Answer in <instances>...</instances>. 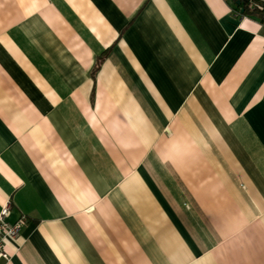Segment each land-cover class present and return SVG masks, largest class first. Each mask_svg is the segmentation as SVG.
Here are the masks:
<instances>
[{
  "label": "crops",
  "instance_id": "1",
  "mask_svg": "<svg viewBox=\"0 0 264 264\" xmlns=\"http://www.w3.org/2000/svg\"><path fill=\"white\" fill-rule=\"evenodd\" d=\"M7 203L26 222L0 264H264V23L232 0H0Z\"/></svg>",
  "mask_w": 264,
  "mask_h": 264
},
{
  "label": "built area",
  "instance_id": "2",
  "mask_svg": "<svg viewBox=\"0 0 264 264\" xmlns=\"http://www.w3.org/2000/svg\"><path fill=\"white\" fill-rule=\"evenodd\" d=\"M10 204L7 203L0 210V262L8 261L9 256L5 252V242L15 240L19 237L21 229L26 222L25 217H21L14 224H9L7 218L9 216Z\"/></svg>",
  "mask_w": 264,
  "mask_h": 264
},
{
  "label": "trees",
  "instance_id": "3",
  "mask_svg": "<svg viewBox=\"0 0 264 264\" xmlns=\"http://www.w3.org/2000/svg\"><path fill=\"white\" fill-rule=\"evenodd\" d=\"M241 7V14L244 16H253L264 23V2L258 0H232Z\"/></svg>",
  "mask_w": 264,
  "mask_h": 264
}]
</instances>
